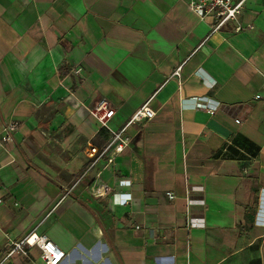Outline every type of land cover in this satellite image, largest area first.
<instances>
[{"label":"crops","instance_id":"obj_1","mask_svg":"<svg viewBox=\"0 0 264 264\" xmlns=\"http://www.w3.org/2000/svg\"><path fill=\"white\" fill-rule=\"evenodd\" d=\"M213 24L184 0H0V134L18 125L0 149V264H44L5 258L28 234L60 264H264V0ZM148 100L112 164L87 158ZM237 135L256 155L218 157Z\"/></svg>","mask_w":264,"mask_h":264},{"label":"built area","instance_id":"obj_2","mask_svg":"<svg viewBox=\"0 0 264 264\" xmlns=\"http://www.w3.org/2000/svg\"><path fill=\"white\" fill-rule=\"evenodd\" d=\"M186 4L196 13L203 16L212 15L214 24L212 30L217 31L225 23L229 21L235 22L237 16L242 11L244 0L239 2H232V0H184ZM241 25H236L235 31H241ZM78 73V71H76ZM175 76L179 75L176 71ZM149 101L145 102L133 115L129 118L127 123L117 131H109V139L101 148L91 146L86 156L93 162L100 159H104L107 165L113 163L114 159L121 155L126 148L130 146L131 137L128 134V129L132 125L150 120L154 117V112L149 107ZM202 108L206 109L210 114H213L215 108L202 105ZM91 115L101 122L102 127L107 129L106 121L109 120L114 110L109 108L105 100H100L96 103L93 109L90 111ZM18 125L16 122H10L6 124L0 134V149L12 140L13 134L16 132ZM168 199H173L172 193H167ZM261 226L264 227V221L261 222ZM9 249L5 256L6 259L12 256H21L27 258L28 250L36 248L39 251L40 260L44 264H60L65 258V253L50 241L46 236H38L36 234H28L20 241H9Z\"/></svg>","mask_w":264,"mask_h":264},{"label":"trees","instance_id":"obj_3","mask_svg":"<svg viewBox=\"0 0 264 264\" xmlns=\"http://www.w3.org/2000/svg\"><path fill=\"white\" fill-rule=\"evenodd\" d=\"M107 130L103 127L100 130V134H103ZM108 133V132H107ZM257 148H255L247 139L237 135L236 139L232 144L226 145L224 151H220L217 155L222 159H236L242 156V153H246L249 156H255L257 153Z\"/></svg>","mask_w":264,"mask_h":264},{"label":"bare ground","instance_id":"obj_4","mask_svg":"<svg viewBox=\"0 0 264 264\" xmlns=\"http://www.w3.org/2000/svg\"><path fill=\"white\" fill-rule=\"evenodd\" d=\"M259 223H261V221H259Z\"/></svg>","mask_w":264,"mask_h":264}]
</instances>
